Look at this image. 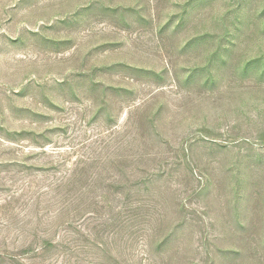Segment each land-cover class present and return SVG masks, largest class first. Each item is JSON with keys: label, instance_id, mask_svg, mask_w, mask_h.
Wrapping results in <instances>:
<instances>
[{"label": "rangeland", "instance_id": "obj_1", "mask_svg": "<svg viewBox=\"0 0 264 264\" xmlns=\"http://www.w3.org/2000/svg\"><path fill=\"white\" fill-rule=\"evenodd\" d=\"M14 260L264 264V0H0Z\"/></svg>", "mask_w": 264, "mask_h": 264}, {"label": "trees", "instance_id": "obj_2", "mask_svg": "<svg viewBox=\"0 0 264 264\" xmlns=\"http://www.w3.org/2000/svg\"><path fill=\"white\" fill-rule=\"evenodd\" d=\"M49 244V243H48ZM12 259H15L14 256L11 257ZM14 262H16L17 264H21L19 263L17 260H14Z\"/></svg>", "mask_w": 264, "mask_h": 264}]
</instances>
